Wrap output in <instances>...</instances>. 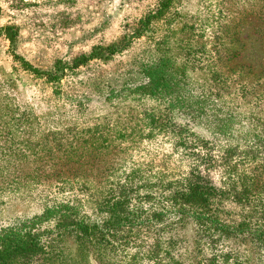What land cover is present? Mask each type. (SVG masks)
<instances>
[{
  "label": "rangeland",
  "instance_id": "rangeland-1",
  "mask_svg": "<svg viewBox=\"0 0 264 264\" xmlns=\"http://www.w3.org/2000/svg\"><path fill=\"white\" fill-rule=\"evenodd\" d=\"M157 2L0 0V29L16 34L12 44L0 36V232H42L53 217L36 220L49 209L98 222L96 207L117 200L123 183L136 208L118 233L126 241L102 252L62 236L53 245L63 264H264L258 246L210 244L204 226L163 203L192 175L219 195V221L257 208L234 192L264 197V0H174L149 37L107 63L69 68L120 43ZM12 54L42 73L62 67L59 87ZM158 66L164 98L141 89ZM174 96L183 109L168 105Z\"/></svg>",
  "mask_w": 264,
  "mask_h": 264
},
{
  "label": "trees",
  "instance_id": "trees-1",
  "mask_svg": "<svg viewBox=\"0 0 264 264\" xmlns=\"http://www.w3.org/2000/svg\"><path fill=\"white\" fill-rule=\"evenodd\" d=\"M173 1L158 0L155 7L139 21L138 28L133 29L130 35L124 37L120 43H111L105 47L96 46L92 48L89 54L75 58L70 63L69 68L77 69L90 61L107 63L117 53L126 49L132 40L142 36L145 38L149 37L152 32L150 31L151 21L169 8ZM0 36L12 44L16 34L11 26H5L0 29ZM12 58L18 64L24 66L26 72L43 78L49 86L53 87L52 91L59 87L61 73L64 71L62 67L57 68V66L52 71L42 73L27 65L26 62L16 55L12 54ZM162 71L163 67L158 66L157 78L150 79L146 87L144 85L141 86L143 94L155 95L159 98L165 97L160 95L165 94V91L161 89L163 84H161V79L159 78V74ZM100 88L101 86L98 89ZM167 95L169 96V94ZM182 102L181 98L175 96L167 99L168 105L173 110L183 109L185 106H182ZM33 151L37 154L35 150ZM191 177H194L193 180L188 181L185 186L178 184L177 186H180V188L177 191L164 196L163 203L168 204V210H166L176 215L192 217L196 224L204 226L205 229L202 231V235L205 236L206 242L210 244L219 243V241L222 242L227 239L237 240L240 238L258 246L264 253V197L255 195L250 197V191L234 192L232 194L233 200L238 202L240 206L242 203L247 202L257 208L253 212H248L250 214L240 212L234 222H232V218L229 223L223 219L219 221L214 209H212V204L214 203L215 207L217 203L214 201L219 200V195L212 186L204 184L200 176L192 175ZM122 186H124L123 183ZM122 186L119 191L121 195L117 200L112 199L107 203L105 201L104 204H99L96 207L95 211L100 215L98 222L76 221L67 212H58V214L54 215L55 212L49 209L39 215L36 220L47 223L50 219L49 216L53 217L52 226L49 225L42 232L38 233L30 228L2 230L0 232V264H63L62 261L58 260L59 252H55L56 248L53 243L62 236L72 234L75 235L77 240L87 241L101 249L102 252L116 239H122L125 242L127 237L118 236V233L128 227L126 225L128 222H132V214L135 213L136 208L130 209L129 200L125 198L124 193L127 185ZM252 200L255 201L252 202ZM160 213H163V211L157 210L152 214L153 221L160 217ZM129 215L131 218L127 220Z\"/></svg>",
  "mask_w": 264,
  "mask_h": 264
}]
</instances>
